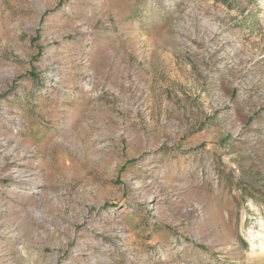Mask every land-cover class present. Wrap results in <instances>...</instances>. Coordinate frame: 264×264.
<instances>
[{
	"label": "rangeland",
	"instance_id": "374dc122",
	"mask_svg": "<svg viewBox=\"0 0 264 264\" xmlns=\"http://www.w3.org/2000/svg\"><path fill=\"white\" fill-rule=\"evenodd\" d=\"M0 264H264V0H0Z\"/></svg>",
	"mask_w": 264,
	"mask_h": 264
}]
</instances>
